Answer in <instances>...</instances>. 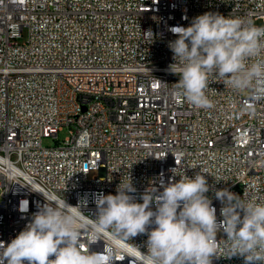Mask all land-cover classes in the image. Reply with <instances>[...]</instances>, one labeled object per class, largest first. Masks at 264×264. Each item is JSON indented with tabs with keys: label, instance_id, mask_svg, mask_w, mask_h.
<instances>
[{
	"label": "built area",
	"instance_id": "2783aa9c",
	"mask_svg": "<svg viewBox=\"0 0 264 264\" xmlns=\"http://www.w3.org/2000/svg\"><path fill=\"white\" fill-rule=\"evenodd\" d=\"M206 12L264 25V0H0V242L47 202L80 205L72 211L94 224L99 195H116L129 175L142 203L150 187L203 174L218 221L215 190L264 200V99L211 82L213 106L196 108L168 71L170 29ZM66 128L62 142L44 145ZM147 239L114 241L111 230L97 236L86 227L80 247L111 246L113 264H132L129 256L140 257L129 245L146 252ZM223 239L221 230L212 264H245L226 258Z\"/></svg>",
	"mask_w": 264,
	"mask_h": 264
},
{
	"label": "clouds",
	"instance_id": "9594fccd",
	"mask_svg": "<svg viewBox=\"0 0 264 264\" xmlns=\"http://www.w3.org/2000/svg\"><path fill=\"white\" fill-rule=\"evenodd\" d=\"M170 31L177 39L168 45L174 60L168 71L179 76L177 94L194 107L213 106L207 94L211 82L264 99V25L206 12L188 27ZM176 170H171L174 176ZM179 177L164 185L163 191L150 187L138 203L129 175L127 182L117 186L116 195H99L97 218L90 226L72 211H80V205L47 202L7 246L0 242V264H113L117 248L109 246L111 254L82 251L81 234L86 227L97 236L111 230L114 241L128 242L146 234V252L129 245L140 257L129 256L134 258L132 264H212L214 256L220 257L217 234L221 230L227 236L223 239L226 258L238 255L245 264H264V200L252 201L227 188L215 190L222 205L223 219L218 221L206 195L210 191L206 177L200 173ZM26 207L27 202H22L21 210Z\"/></svg>",
	"mask_w": 264,
	"mask_h": 264
},
{
	"label": "rangeland",
	"instance_id": "374dc122",
	"mask_svg": "<svg viewBox=\"0 0 264 264\" xmlns=\"http://www.w3.org/2000/svg\"><path fill=\"white\" fill-rule=\"evenodd\" d=\"M69 132L68 129H64L63 131H61L59 133L58 139L54 138V137H49V138H45L44 139V145L48 146V145H55L58 141H63L67 136H68Z\"/></svg>",
	"mask_w": 264,
	"mask_h": 264
},
{
	"label": "bare ground",
	"instance_id": "6f19581e",
	"mask_svg": "<svg viewBox=\"0 0 264 264\" xmlns=\"http://www.w3.org/2000/svg\"><path fill=\"white\" fill-rule=\"evenodd\" d=\"M237 151H244V144H237ZM228 153H235V139H228Z\"/></svg>",
	"mask_w": 264,
	"mask_h": 264
}]
</instances>
